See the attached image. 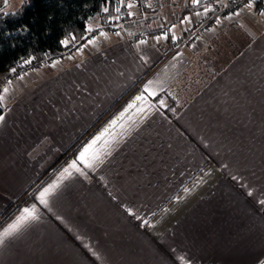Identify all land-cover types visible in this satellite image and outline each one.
I'll return each mask as SVG.
<instances>
[{
    "label": "crops",
    "instance_id": "1",
    "mask_svg": "<svg viewBox=\"0 0 264 264\" xmlns=\"http://www.w3.org/2000/svg\"><path fill=\"white\" fill-rule=\"evenodd\" d=\"M161 1L168 40L179 42L202 6L145 9ZM252 15L213 22L174 53L153 27L96 30L57 65L2 90L0 215L134 92L0 223L2 234L35 208L0 243V264L264 262V18L250 32ZM102 132L89 167L80 153ZM52 184L45 205L39 196Z\"/></svg>",
    "mask_w": 264,
    "mask_h": 264
},
{
    "label": "trees",
    "instance_id": "2",
    "mask_svg": "<svg viewBox=\"0 0 264 264\" xmlns=\"http://www.w3.org/2000/svg\"><path fill=\"white\" fill-rule=\"evenodd\" d=\"M129 1L138 6H146L148 1L156 4L159 0H26L13 12L3 13L0 10V74L18 68L24 61L40 63L47 56L61 54L65 48V41L80 40L88 32V24L94 17L99 18L102 23L114 19L117 15L126 17L129 12L127 8ZM252 3L255 9L264 10V0H253ZM190 10L195 12L198 8L190 7ZM143 79L139 80L138 84ZM133 92L134 89H131L122 96L103 118L71 144L21 198L10 204L0 215V223H4L15 213L26 202L24 196L34 191L41 179L53 169L59 168L89 135L99 129L131 97ZM170 107H173L172 104ZM2 112L0 106V115ZM165 112L169 116L172 115L169 110Z\"/></svg>",
    "mask_w": 264,
    "mask_h": 264
},
{
    "label": "built area",
    "instance_id": "3",
    "mask_svg": "<svg viewBox=\"0 0 264 264\" xmlns=\"http://www.w3.org/2000/svg\"><path fill=\"white\" fill-rule=\"evenodd\" d=\"M203 6L200 11V20L197 23V25L191 29H189V33L179 42H172L171 40H168V29L167 25L164 27L163 30L160 31L161 35L164 37V39L167 40V43L170 46L171 53L175 52L177 48L192 44L195 41H200L203 39L208 33L209 29L212 26L213 22H221L225 21L229 18H235L240 17L242 15H245L249 11V4L253 2V0H202ZM194 2V0H193ZM197 2V0H195ZM253 12L258 17L264 18V10L263 9H254ZM93 32H87L82 36L80 40H75L76 45H79L81 42L88 41ZM88 39V40H87ZM68 54V50L62 51L61 54H53L50 56H47L43 60H41L40 63L37 62H31V61H24L22 62L18 68L9 70L7 72L1 73L2 81H0V85H4L6 87H10L13 82L19 80L22 77L30 76L35 70L39 64H47L48 66H52L54 62H59L61 60V57Z\"/></svg>",
    "mask_w": 264,
    "mask_h": 264
},
{
    "label": "rangeland",
    "instance_id": "4",
    "mask_svg": "<svg viewBox=\"0 0 264 264\" xmlns=\"http://www.w3.org/2000/svg\"><path fill=\"white\" fill-rule=\"evenodd\" d=\"M24 1H26V0H4V3H2L3 12L4 13H10V12L15 11L20 5H22L24 3ZM0 4H1V0H0ZM194 5L197 7H201V6H203V1L197 0V2H195V0H194ZM133 6H135V7H133ZM159 6L160 7H158L159 8L158 11L156 10L154 12H148L147 9H145V6H138L135 3L130 2L129 5L127 6V8L129 9V12L126 15V17L117 15L116 17H114V19L113 18L108 19L106 23H102L99 18L94 17L93 19L90 20V22L88 24V32H93V31L97 30L98 32L100 31L102 33H106L107 31H109L110 33H113L119 37L120 36L119 28L121 29V28L126 27L127 25H132L133 28L136 30H141L142 26L147 28V29H150L151 27H153V28H156L157 31L160 33V31L163 30L164 27H166V25L168 27V24L164 20L165 15H163V12L160 11V10H162V8H164L162 1L160 2ZM191 7H194V6L191 5ZM249 8L251 9L253 15L251 17L247 16L248 18L245 19V23L247 24L246 29H248L251 32V31H254L255 29L252 26H250V24L252 22L256 21L257 19H263V18L255 15V13L253 12V10L255 9V6L252 2L249 4ZM184 9H186V7ZM166 11H167V9H166ZM142 13H143V15H141ZM98 23H99V26H97ZM180 25H184V24L180 23ZM94 26H96V27L93 28ZM168 29H166V31H168ZM189 29H190L189 25L186 24L184 31H189ZM162 38L164 39L163 36H162ZM165 41H167V40L165 39ZM176 41H173V42H176ZM76 42L77 41L72 40V39L65 41V45H64L65 50H68V53H71L72 51L79 50L84 45V43L87 41L81 42L79 45H76ZM171 47L172 46L169 47V51H170ZM57 63H58V61L54 62L53 65H57ZM41 66L45 67L48 65L45 63L39 64L36 68H34V70L36 71ZM0 81H2L1 74H0ZM0 88L2 91V90L6 89V86L0 85Z\"/></svg>",
    "mask_w": 264,
    "mask_h": 264
},
{
    "label": "snow or ice",
    "instance_id": "5",
    "mask_svg": "<svg viewBox=\"0 0 264 264\" xmlns=\"http://www.w3.org/2000/svg\"><path fill=\"white\" fill-rule=\"evenodd\" d=\"M143 97H137V99H142ZM4 119V117L2 115H0V121H2ZM116 121H113L112 123L115 124ZM104 132H107V129L104 130ZM104 132L100 133V135H98L97 137H95V139L92 140V142L90 144H88L83 151L80 153L79 156V160L81 162L86 163L89 167L91 166V164L88 163V154L90 152V150L93 148V146L103 137ZM69 168L75 169L76 171H79L80 169L77 167V163L76 161H73L70 165ZM69 169L65 168L64 169V173H68ZM63 176V174H62ZM57 187L56 184H52L49 185L48 188H45L39 196V199L41 201V203L43 204H47L48 201L47 199H45V197L55 188ZM261 203H264V201H262ZM34 212H35V208L33 206L32 209H28L25 208L23 210V213L20 217L17 218V220L9 225V227L7 229L4 230V232L2 234H0V243H3V239L4 237H8L10 235H12L14 232L18 231L19 228L21 227L22 224H24L26 221H28L29 219H35L34 216ZM261 264H264V262H261Z\"/></svg>",
    "mask_w": 264,
    "mask_h": 264
},
{
    "label": "flooded vegetation",
    "instance_id": "6",
    "mask_svg": "<svg viewBox=\"0 0 264 264\" xmlns=\"http://www.w3.org/2000/svg\"><path fill=\"white\" fill-rule=\"evenodd\" d=\"M2 3H4V0H1V4H0V10L3 12ZM3 13H4V12H3Z\"/></svg>",
    "mask_w": 264,
    "mask_h": 264
}]
</instances>
